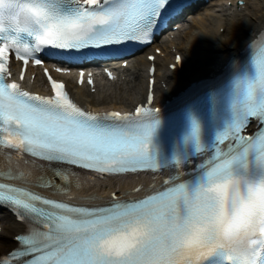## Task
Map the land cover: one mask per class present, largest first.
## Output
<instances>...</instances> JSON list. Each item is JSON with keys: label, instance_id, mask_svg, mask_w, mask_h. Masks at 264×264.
<instances>
[{"label": "snow or ice", "instance_id": "snow-or-ice-1", "mask_svg": "<svg viewBox=\"0 0 264 264\" xmlns=\"http://www.w3.org/2000/svg\"><path fill=\"white\" fill-rule=\"evenodd\" d=\"M181 7L178 0H0V125L7 126L4 131L10 128L15 137H5L0 145L102 175L163 167L152 154L158 123L154 113L159 109L137 107L135 116L118 111L94 114L74 102L65 83L50 74L47 79L53 94L47 96L22 90L16 81L8 82V62L12 50L25 66L29 58L41 65L40 53L62 58L64 63L134 56L132 48L148 44L157 25ZM20 8L27 10L31 23L6 26L5 13L11 17ZM257 55L255 73L249 75L246 87L240 81L235 84L233 103L238 106L232 107L231 120L216 133L212 144L204 143L201 126L193 118L194 155L207 145L212 159L197 165L191 182L135 202L113 194L107 206L93 208L0 182V207L13 211L26 231L14 237L18 248L9 259L0 258V264H179L181 258L191 264L196 257L180 251L183 238L213 195L233 183L264 178V127L255 136L242 134L252 119L264 125V87H258L264 84V49ZM44 71L48 73L47 68ZM79 75L83 84L84 72ZM87 82L93 84L91 79ZM150 83L154 85L155 80ZM152 100L149 94L148 103ZM229 138L233 142L225 152L221 145ZM181 160L177 158L176 164ZM53 175L68 180L58 169H53ZM23 178V173L7 177L9 181ZM40 180L42 187H58L52 180ZM255 191L264 193V184ZM256 243L262 247L236 248L228 256V264H264V239ZM212 256L211 252L201 256L197 264Z\"/></svg>", "mask_w": 264, "mask_h": 264}, {"label": "bare ground", "instance_id": "bare-ground-1", "mask_svg": "<svg viewBox=\"0 0 264 264\" xmlns=\"http://www.w3.org/2000/svg\"><path fill=\"white\" fill-rule=\"evenodd\" d=\"M225 1V0H216ZM221 7V5H219ZM225 16V17H223ZM227 16V17H226ZM264 24V0H252L246 11L236 12L230 15V12L220 13L217 12V7L212 6V4L206 6V10L191 21H188L185 29L176 35L172 41L178 51L186 53L194 51L198 46H202L204 41L207 46L211 48L216 53H224L228 55L231 49L240 46L241 42L246 38L247 31L250 29H257ZM221 27L224 28L221 31ZM184 35V39L180 41V38ZM212 40H216L213 44ZM190 46V47H189ZM187 47H189L187 49ZM186 49V50H185ZM164 56H157L158 65L164 62L165 65L172 59L173 55H170L168 50L164 48ZM211 58V51L206 50L199 58L198 61ZM162 64V63H161ZM149 62L141 55L135 57V60L131 63V67L139 70L135 73L137 74V85L136 87L132 85V77L125 79V83L119 85L116 88L102 87L98 89L97 93H91L89 91L83 90V88L77 87V90L83 95H86L93 104L96 103H109L115 102H125L135 104L138 98L142 95L145 89L140 85L143 80V73L145 72L144 80L147 79V67ZM159 70V67H158ZM36 73V82L38 85L41 82L39 78V72L34 70ZM161 74L158 71V75ZM164 77L169 80V84H172L177 76L178 71H167L164 70ZM139 88V89H138ZM29 178V177H26ZM25 181V180H22ZM96 187L103 190V183H98ZM105 193H86L90 196H94V200H99V198H105ZM84 195L83 192L80 193ZM0 224L3 225V233L0 235V255L5 254L8 249L16 245L11 239V235L20 231V226L10 217L7 213H0Z\"/></svg>", "mask_w": 264, "mask_h": 264}, {"label": "clouds", "instance_id": "clouds-1", "mask_svg": "<svg viewBox=\"0 0 264 264\" xmlns=\"http://www.w3.org/2000/svg\"><path fill=\"white\" fill-rule=\"evenodd\" d=\"M3 23L6 26L16 23L25 26L31 21L27 10L20 8L14 10L11 17L5 13ZM249 46L254 50L251 62L256 68L258 49L253 43ZM247 79L238 76L235 84L243 80L244 88ZM258 87H264V84ZM260 184H264V178H248L214 194L198 220L189 225L180 251L185 256L196 258L209 252L213 255L219 253L227 261L236 248L253 237L264 238V193L257 194L255 191Z\"/></svg>", "mask_w": 264, "mask_h": 264}]
</instances>
